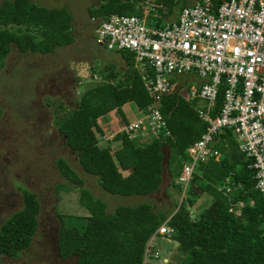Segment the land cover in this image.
I'll return each instance as SVG.
<instances>
[{
    "label": "trees",
    "instance_id": "obj_1",
    "mask_svg": "<svg viewBox=\"0 0 264 264\" xmlns=\"http://www.w3.org/2000/svg\"><path fill=\"white\" fill-rule=\"evenodd\" d=\"M94 1L95 5L88 9V19H102L111 14L140 15L131 0ZM154 1L164 4L169 12L175 4L171 0ZM71 21L70 13L63 7L48 9L29 0L0 1V69L12 48L20 53L45 55L70 45ZM114 53L126 60L124 78L112 84L115 75L111 71L108 75L101 74V83L86 89L74 108L68 109L54 126L64 145L76 155L80 169L95 177L103 192L147 197L158 191L164 173L171 180L169 185L175 186L172 180L179 176L186 159L185 149L203 133L204 124L192 104L170 94L161 100L159 107L171 136L164 145L157 141L138 145L123 133H116L112 141L119 146L113 153L109 142L97 147L93 130L101 134L98 118L114 111L126 123L121 111L124 104L132 102L138 109L150 104L132 68V57L124 52ZM103 79L110 83H102ZM61 107L59 104L60 110ZM222 137L214 145L219 159L199 163L188 185L189 195L197 197L205 193L211 198L196 219L188 217L183 205L171 204L173 210L164 214L147 202L106 212L100 200L78 189L79 204L89 217L59 216L55 244L58 258H70L72 264H151L143 262L146 243L164 223L173 231L169 239L177 244L179 264H264V201L253 189L252 172L246 168L248 161L238 152L228 132ZM55 165L62 177L77 186L81 184L63 159H56ZM126 171L128 174L122 176ZM225 179L230 187L227 194L219 190ZM21 202V208L0 224V264L3 258H17L28 248L36 232L39 213L36 195L21 189ZM237 203L241 206L234 215L228 210Z\"/></svg>",
    "mask_w": 264,
    "mask_h": 264
},
{
    "label": "built area",
    "instance_id": "obj_2",
    "mask_svg": "<svg viewBox=\"0 0 264 264\" xmlns=\"http://www.w3.org/2000/svg\"><path fill=\"white\" fill-rule=\"evenodd\" d=\"M132 1L140 15L89 18L96 45L132 57L150 100L145 109L134 108V118L118 133L138 145H164L171 136L160 102L176 94L192 104L204 131L186 147L174 183L188 188L199 163L217 161L220 153L214 145L228 132L264 201V0H199L180 8L170 22L164 20L173 10L163 4ZM98 80L91 74L90 81ZM227 184L225 179L219 188L224 194L230 191ZM240 206L233 204L228 211L237 215ZM160 226L154 234L170 238L172 229ZM150 248L147 242L144 263Z\"/></svg>",
    "mask_w": 264,
    "mask_h": 264
},
{
    "label": "rangeland",
    "instance_id": "obj_3",
    "mask_svg": "<svg viewBox=\"0 0 264 264\" xmlns=\"http://www.w3.org/2000/svg\"><path fill=\"white\" fill-rule=\"evenodd\" d=\"M29 1L48 9L66 8L72 17L73 42L45 55L20 53L12 48L0 69V224L21 208V189L34 193L39 203L37 228L30 246L17 259H1V264H72V259L58 260L54 245L60 226L59 216L89 217L79 204L78 189H84L100 200L106 212H112L119 206L133 207L147 202L164 214L173 210L172 205H183L188 217L196 219L208 207L211 198L205 193L197 197L189 195L188 188L174 183L176 178L172 180L175 185L172 187L167 173L162 174L158 191L147 197H137L105 193L97 185L95 177L80 169L76 155L64 145L54 122L60 121L68 109L74 108L86 89L100 84L101 74L108 75L111 71L115 75L112 84L124 78L126 60L95 44L88 19V9L95 5L94 0ZM171 1L175 2L172 16L165 22L175 19L180 8L193 5L187 0ZM91 74L99 80L90 82ZM103 82L110 83V80L103 79ZM59 104H62L61 110ZM110 115L118 127L113 125L110 129L109 124L101 125L105 122L97 120L101 134L93 133L100 139L97 143L99 148L104 147L105 142H109L121 128L115 112ZM109 144L110 153L119 146L118 143ZM58 158L68 164L81 180L80 185L59 174L55 165ZM163 166L165 170V160ZM127 174L128 171L121 173L122 176ZM189 201L191 203L188 204ZM151 245L146 263L155 260L152 249L157 252L159 260L172 249L171 243L160 240V237H154ZM154 264L161 262L154 261Z\"/></svg>",
    "mask_w": 264,
    "mask_h": 264
},
{
    "label": "crops",
    "instance_id": "obj_4",
    "mask_svg": "<svg viewBox=\"0 0 264 264\" xmlns=\"http://www.w3.org/2000/svg\"><path fill=\"white\" fill-rule=\"evenodd\" d=\"M179 1H184V0H179ZM187 1H189V3H191V4H194V3H196L198 0H187ZM124 107H126V109H124ZM136 106L132 103V102H129V103H126V104H124L122 107H121V111H122V113H123V115H124V119H125V121L127 122V121H129V120H132L133 118H134V114H133V111H134V108H135ZM111 112H113V111H111ZM111 112H109V113H107V115H106V117L105 118H98L97 120H100V123H101V121H104L105 123L104 124H102L101 123V125H106V124H109V128L110 129H112V126L114 125V127H118V124H116V121L114 120V118L112 117V115H110V113ZM97 122V121H96ZM120 125L122 126L123 124H125V123H122L121 121H120ZM97 124H98V122H97ZM98 126H99V124H98ZM100 127V126H99ZM120 129V128H119ZM99 136V135H98ZM112 138H113V136H112ZM112 138L110 139V140H108L110 143H115V142H113L112 141ZM98 139V141L100 140L99 138H97ZM107 142H105V144H106ZM116 144V143H115ZM154 237H160V240H163V241H166V242H168V243H171V248L172 249H170L168 252H167V255H166V257H163L161 260H159V258H158V254H157V252L153 249V251H154V253L156 254V258H155V260H153V262H151V263H154V261L157 263L158 261L159 262H161V264H179V256H180V254L178 253V250H177V244L175 243V242H173V241H171L169 238H164V237H161V236H158V235H156V234H153L150 238H149V240H148V242L150 243V245H151V241L153 240V238ZM151 247H152V245H151ZM151 249V248H150Z\"/></svg>",
    "mask_w": 264,
    "mask_h": 264
},
{
    "label": "flooded vegetation",
    "instance_id": "obj_5",
    "mask_svg": "<svg viewBox=\"0 0 264 264\" xmlns=\"http://www.w3.org/2000/svg\"><path fill=\"white\" fill-rule=\"evenodd\" d=\"M32 238H33V237H32ZM56 238H57V236H56ZM31 240H32V239H31ZM30 244H31V241H30ZM30 244H29V246H30ZM55 244H56V239H55ZM29 246H28V247H29ZM54 246H55V245H54ZM27 249H28V248H27ZM27 249H25V250H27ZM55 249H56V247H55ZM25 250H24V251H25ZM22 252H23V251H22ZM22 252H20V254H21ZM20 254H19V256H20ZM19 256H18V257H19ZM18 257H17V258H18ZM56 257L58 258V256H57V252H56ZM17 258H15V259H17ZM69 259H70V258H68V259H59V258H58V260H69Z\"/></svg>",
    "mask_w": 264,
    "mask_h": 264
},
{
    "label": "clouds",
    "instance_id": "obj_6",
    "mask_svg": "<svg viewBox=\"0 0 264 264\" xmlns=\"http://www.w3.org/2000/svg\"><path fill=\"white\" fill-rule=\"evenodd\" d=\"M90 82H92V81H90ZM98 83H101V80Z\"/></svg>",
    "mask_w": 264,
    "mask_h": 264
}]
</instances>
